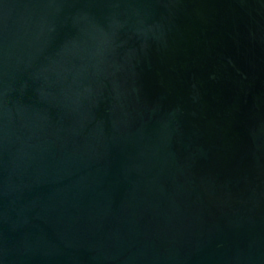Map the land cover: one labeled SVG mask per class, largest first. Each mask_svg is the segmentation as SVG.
Wrapping results in <instances>:
<instances>
[{
    "label": "water",
    "instance_id": "obj_1",
    "mask_svg": "<svg viewBox=\"0 0 264 264\" xmlns=\"http://www.w3.org/2000/svg\"><path fill=\"white\" fill-rule=\"evenodd\" d=\"M0 264H264V0H0Z\"/></svg>",
    "mask_w": 264,
    "mask_h": 264
}]
</instances>
